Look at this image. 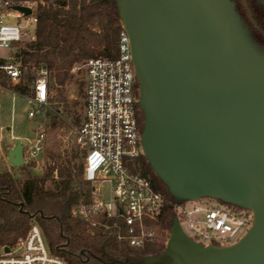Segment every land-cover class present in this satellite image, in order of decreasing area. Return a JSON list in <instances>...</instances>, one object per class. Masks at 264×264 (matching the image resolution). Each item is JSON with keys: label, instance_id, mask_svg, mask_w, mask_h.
Instances as JSON below:
<instances>
[{"label": "water", "instance_id": "water-1", "mask_svg": "<svg viewBox=\"0 0 264 264\" xmlns=\"http://www.w3.org/2000/svg\"><path fill=\"white\" fill-rule=\"evenodd\" d=\"M115 1L153 172L177 201L212 198L253 213L247 233L229 245L194 240L175 217L164 251L139 264H264V46L233 0ZM7 160L25 164L21 137Z\"/></svg>", "mask_w": 264, "mask_h": 264}, {"label": "built area", "instance_id": "built-area-1", "mask_svg": "<svg viewBox=\"0 0 264 264\" xmlns=\"http://www.w3.org/2000/svg\"><path fill=\"white\" fill-rule=\"evenodd\" d=\"M24 5L0 0V47L13 48L25 36L36 39L37 17L15 9ZM84 70V111L76 128V142L85 150L84 177L92 186L91 199L73 208V215L96 225V217L119 218L124 232L119 238L144 248L157 238L156 223L164 208L172 205L175 217L194 240L205 245H229L240 240L253 223L249 209L226 204L213 206L212 198L177 201L158 190L151 179L135 170L143 154V120L139 106V82L132 60L130 38L122 28L116 57L97 56L82 62ZM0 71L18 81L23 69L16 61L0 63ZM46 68L34 80L28 97L30 118L35 107L49 102L51 88ZM34 138H24L25 164L36 162L45 148V128L40 125ZM108 185L109 198H104ZM121 224H118L120 228ZM105 227H107L105 225ZM0 264H72L51 252L42 228L33 222L27 234L9 251L0 254Z\"/></svg>", "mask_w": 264, "mask_h": 264}, {"label": "trees", "instance_id": "trees-1", "mask_svg": "<svg viewBox=\"0 0 264 264\" xmlns=\"http://www.w3.org/2000/svg\"><path fill=\"white\" fill-rule=\"evenodd\" d=\"M34 1L38 19L36 39L26 42L16 53L21 66L46 68L56 84L62 86L71 79L75 64L91 57L117 56L123 25L115 0ZM238 2L242 6L241 0ZM248 5L259 28L252 24L246 8L238 7L237 11L252 29L254 38L264 45V5L257 0H248ZM0 87L17 93L22 89L21 83L10 84L3 71ZM45 116L49 121L45 128L42 173L32 171L35 162L19 167V176L9 169L0 170V245L14 246L36 222L51 252L72 264H139L145 256L161 254L176 215L172 205L164 208L156 223V241L144 248L119 238V232H124L119 218L101 216L100 224L90 232V223L73 215L77 204L91 199L92 186L84 177L85 150L76 144L66 148L58 138L64 119L57 111L47 110ZM141 119L144 121L142 110ZM75 122L81 120L77 118ZM135 170L175 199L144 154L135 161ZM114 259L122 263H110Z\"/></svg>", "mask_w": 264, "mask_h": 264}, {"label": "rangeland", "instance_id": "rangeland-1", "mask_svg": "<svg viewBox=\"0 0 264 264\" xmlns=\"http://www.w3.org/2000/svg\"><path fill=\"white\" fill-rule=\"evenodd\" d=\"M15 1L32 6L34 9L36 7L34 0ZM29 41H33V39L30 36H25L13 48L0 47V63L16 61L20 64L15 55ZM81 67V63L75 64L71 69V79L62 86L57 85L50 74L47 73V81L51 88L49 102L43 107H35L37 116L34 118H30L28 115L27 110L30 107L28 97L33 92L34 80L41 75V69L35 66H22L23 73L20 80L15 81L9 78L10 84L21 83V93L14 92L9 88L2 89L0 87V170L9 169L15 176H19V169L7 160V151L14 146L16 137H21L23 144H26L27 141L24 138H34L35 129L40 125L46 128L49 121V117L45 116L47 110L57 111L60 117L64 119V125L59 129L58 134V138L63 141L64 146L70 148L73 144H76L80 147L76 142L75 132L80 123H76L75 121L77 118L82 119L84 111V70ZM47 141L49 143L50 140ZM44 156L45 153L42 152L32 166V171L35 174L42 173L45 161ZM109 188L108 185H104L105 199L110 197ZM210 202L215 207L226 205V203L216 199H211ZM101 219V216L94 219L97 225L89 224L91 228L90 232H92L94 226L100 224ZM4 247L0 245V254L5 251Z\"/></svg>", "mask_w": 264, "mask_h": 264}, {"label": "flooded vegetation", "instance_id": "flooded-vegetation-1", "mask_svg": "<svg viewBox=\"0 0 264 264\" xmlns=\"http://www.w3.org/2000/svg\"><path fill=\"white\" fill-rule=\"evenodd\" d=\"M233 1H235V3H236V7H237V9H238V7L240 8V7H243V8H246V10H247V6H246V4H245V2H244V0H241V2H242V6H240V3L238 2V0H233ZM259 3H262V1L261 0H257ZM246 2H247V5H248V0H246ZM248 7H249V5H248ZM250 8V7H249ZM251 10V9H250ZM252 13V12H251ZM250 18V17H249ZM251 20V19H250ZM252 22V21H251ZM253 24V23H252ZM258 24V23H257Z\"/></svg>", "mask_w": 264, "mask_h": 264}]
</instances>
